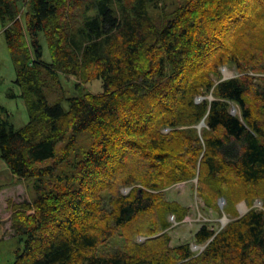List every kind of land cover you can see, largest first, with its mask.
<instances>
[{"label": "trees", "instance_id": "1", "mask_svg": "<svg viewBox=\"0 0 264 264\" xmlns=\"http://www.w3.org/2000/svg\"><path fill=\"white\" fill-rule=\"evenodd\" d=\"M149 8L158 1L0 0L29 114L15 129L0 106V159L34 190L0 192L11 264H264V0H178L158 20ZM230 65L238 76L222 80ZM84 132L90 147L70 162ZM196 177L207 206L262 202L219 232L202 225L198 254L169 246L166 215L187 209L158 193Z\"/></svg>", "mask_w": 264, "mask_h": 264}, {"label": "rangeland", "instance_id": "2", "mask_svg": "<svg viewBox=\"0 0 264 264\" xmlns=\"http://www.w3.org/2000/svg\"><path fill=\"white\" fill-rule=\"evenodd\" d=\"M21 1L24 3L26 0ZM157 1L159 9H148L149 13L155 18V20H158L161 17L162 9L165 8V13L171 12L174 7H176L178 0ZM21 17L23 19V14ZM7 26L8 25L3 24L0 20V106L6 111V113L2 114V117L13 125L15 129H19L28 123L29 114L23 100L19 97L21 90L14 83L15 72L4 39V29ZM40 38L43 45L41 59L44 62H49L50 58L45 41L42 37ZM219 72L222 79H229L238 76L236 69L231 65L221 67ZM62 86L66 93L75 92L70 86V83H66L64 79H62ZM87 88L90 91L97 93L101 90V83L92 82L87 85ZM46 94L48 97V103L51 104L59 97L61 92L54 90L52 87ZM207 98L209 100L212 99L210 95L207 96ZM202 99L203 98L201 97H197L195 101L200 102ZM64 107L66 108V105H64ZM232 109L236 111L235 107ZM197 126L194 127L196 128L198 135L201 136V129L205 127V124L201 126L200 129H197ZM167 132V129L163 130V133ZM63 145L64 143L60 142L56 148L60 149ZM89 147V134L87 132L79 134L75 149L70 156V162H72L75 157H81L82 154L89 149ZM65 166L66 164L61 165L57 172H60V169H63L65 172L69 173L70 167L68 168V166ZM24 184L28 193V198L31 199L34 196L33 181H25ZM129 190L130 188L123 187L120 192L123 195H126ZM196 190L197 177L188 181L176 183L164 190L158 191V193H161L163 199L167 202L176 203L187 209L185 217L179 222L176 221L173 214L169 213L166 215V220L170 226L161 233H166L169 236V246L171 248L188 244L190 246V250L193 253L198 254L204 249L205 245L196 244L194 235L202 225L219 232L225 225L244 215L249 209H262V202L259 199H256L250 207L245 201L236 203L235 200L228 198L227 201L224 197L218 198L214 205L211 204L210 206H207L203 199L197 195ZM242 206L244 208H242ZM146 239H148L147 236L137 235L135 236L134 241L142 243ZM13 259L14 255L10 251L9 246L0 249V264H11Z\"/></svg>", "mask_w": 264, "mask_h": 264}, {"label": "crops", "instance_id": "3", "mask_svg": "<svg viewBox=\"0 0 264 264\" xmlns=\"http://www.w3.org/2000/svg\"><path fill=\"white\" fill-rule=\"evenodd\" d=\"M24 183L25 181H19L15 176H13L4 162L0 159V192L9 190L13 196L23 194V196L28 198V193ZM9 216V211L0 215V249L9 246L10 251L14 255L17 246L14 239L10 238L8 221Z\"/></svg>", "mask_w": 264, "mask_h": 264}, {"label": "water", "instance_id": "4", "mask_svg": "<svg viewBox=\"0 0 264 264\" xmlns=\"http://www.w3.org/2000/svg\"><path fill=\"white\" fill-rule=\"evenodd\" d=\"M222 80H224V79H222ZM231 113L234 114V113H235V110L232 109V110H231ZM203 125H204V122H203V121L200 122V124L197 126V129H200V127L203 126Z\"/></svg>", "mask_w": 264, "mask_h": 264}, {"label": "bare ground", "instance_id": "5", "mask_svg": "<svg viewBox=\"0 0 264 264\" xmlns=\"http://www.w3.org/2000/svg\"><path fill=\"white\" fill-rule=\"evenodd\" d=\"M242 208H244V207L242 206Z\"/></svg>", "mask_w": 264, "mask_h": 264}]
</instances>
